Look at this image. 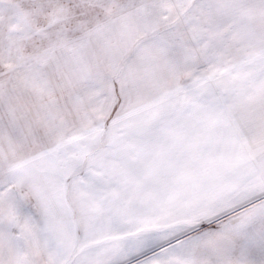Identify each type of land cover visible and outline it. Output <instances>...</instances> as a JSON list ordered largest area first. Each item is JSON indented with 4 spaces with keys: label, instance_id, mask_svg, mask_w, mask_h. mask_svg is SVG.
Instances as JSON below:
<instances>
[{
    "label": "snow or ice",
    "instance_id": "1",
    "mask_svg": "<svg viewBox=\"0 0 264 264\" xmlns=\"http://www.w3.org/2000/svg\"><path fill=\"white\" fill-rule=\"evenodd\" d=\"M0 264H264V0H0Z\"/></svg>",
    "mask_w": 264,
    "mask_h": 264
}]
</instances>
